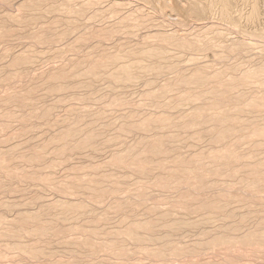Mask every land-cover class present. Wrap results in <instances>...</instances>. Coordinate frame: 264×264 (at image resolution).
I'll use <instances>...</instances> for the list:
<instances>
[{"label": "rangeland", "instance_id": "obj_1", "mask_svg": "<svg viewBox=\"0 0 264 264\" xmlns=\"http://www.w3.org/2000/svg\"><path fill=\"white\" fill-rule=\"evenodd\" d=\"M22 1H24V0H12V3L8 4V2H6L5 0H0V18H1L0 21H2V19H4L5 16L9 15L10 13L14 12L13 14H19V12L20 13L24 12L23 10L21 12V10H19V6H18V4ZM45 1H44V3L46 6H53V7L57 6V8H56L57 10L54 8L51 11L52 13L50 12L51 15L45 14V15L41 16L39 18L40 22L36 21L38 23H33L34 24V25L32 24L33 26H24V24L21 25V23H17L16 21L10 20L8 22V26H9V29H10L11 34H12L11 37H8L6 39L0 38V88H1L0 89V97H1L0 98V139H1L0 140V156H3L4 152H6V151L9 152L13 149V151L16 152L15 153L16 155L14 157V158H16V160L13 157H11V159L7 158L8 159L7 161L12 165V167L15 168V169L12 168L13 170L19 171L17 174L15 173L16 175L15 174L9 175L7 172L5 173V171L3 173H2V170L0 171V179L2 181H4V184H5V186L2 187L3 190H2V188H0V197H1L0 202L8 203L9 204L8 206L10 207L9 208V207L3 206V203H0L2 205V206L0 205V214L7 216L8 218L7 217L6 218L11 220L12 218L13 219L16 218L17 214L20 213L22 210L23 211L29 210L32 212L37 211L40 208H42L41 206L43 204H45V205L51 204V203H53L59 199L69 200V201H74V202H77V201L80 202L82 200H87V204H88L87 208H89V209H87V211L84 209L83 212L81 213V214L84 213L83 214L84 218L82 217L81 214H79L78 217H75L76 219H72L74 217H71V216L70 217L69 216L61 217V219L57 221V223H59L58 225L55 221H52V220L51 221L49 220V222H48V219L51 216L47 215L49 218L46 216V218H48L46 223L49 224L50 226L52 225L51 227H54L55 225H57V226H55L56 228L54 227L53 230L51 229L52 233H54V231L56 229L61 228L60 233H58V234L54 233L53 236L50 238V241H49V239H47L46 242L44 240H42V242H41V240L39 241L36 238L29 239L30 237L22 239L23 241H25V242L22 241V243H26V244H28V243L29 244L30 243L31 244H39L40 243L39 245L41 246V244H42V246H44V248L48 251L49 254L44 255L43 256L44 258L43 257L38 258V260L36 258H30L28 256H25L26 254L23 253L21 249L17 248L12 243V241L15 240L14 238L10 237V239H8V238L4 237L5 239H3V237H2L0 239V264H32V263L35 264V262H36V264H39V263L40 264H47V263L48 264H59L60 262H61L60 264H62V262H64L65 264H68V263L69 264H122V263L123 264H152V263L153 264H159V262H160V264H195V263L196 264H205V263H207V264H214V263L215 264H264V242L263 241H260V242L254 243V244H245V243H240L238 241L233 240L230 242H222L221 244L218 243L220 247H218L217 243H212L213 240H215L217 237H220V236L221 237L225 236V237H231V238H239V237L243 236L244 234H247V232L249 233V232H252L254 230L259 229L260 226L262 225V222L264 221V204H263L264 203V183H262L263 185H261V183H260V185L262 186V187H260V189L253 190V191L250 189V186L254 182H257L256 181L257 179H254L255 176L252 175V171L250 170V168L252 169L256 165H258L259 162L264 163V161H263L264 160V152H263L264 151V136H262V137L256 136V135L253 136V127H256V126L263 127L264 126V110H263L264 107L252 106L253 109H257V107L258 108L260 107L262 109L254 111L252 108H250V111H248L249 110L248 107L244 106V109H246L247 113H245V114L243 113V115L240 114V116H239L240 112H237L236 110H234V108L237 107L236 105L240 104L241 101L243 103L247 102V99L249 100V98H251V99L253 97L255 98L256 95H257V97H259L261 94H263V95H261L260 97H264V87H262L261 84H258V83L252 84V82L248 83V85H250L249 87L247 86L246 83H242V84L237 83V85L239 84L238 86H236V83H234V85H232L231 87H225L224 85L221 86L218 83H215V81H214V83L212 82L211 85H208V87H210L209 90H212V88H213L212 85H214V86L217 85L216 86L217 88L222 87L221 90H224V91H222L221 95L220 94L217 95L218 97L217 96H207L206 100H204V99L201 100L198 98V100L197 101L195 100V102H194V100H193V102H192V100L191 101L188 100L189 105L187 104V102L185 103V105H183L185 102L184 96H186V93H188V89H190V90L195 89L194 91L196 92L197 90L200 91L202 88H200L199 86L198 87L194 86V85L191 88H190V86L188 88L185 85L184 86L181 84L179 85V83L177 81V79L179 80L178 77H180L183 73L186 75L188 73H189L188 75H192L194 73V71H196V68H200V67H204L203 70H206L207 73H209L210 75H214L213 72L217 74V72L219 70V71L224 73L225 79H232L234 76H235L234 79H237V78H240V76H243L246 70L254 69V68H257L259 66L261 67L264 64V18H263L264 17V0H259V5L261 4L260 5L261 15L259 18L260 20L258 19V21H250V20L246 19V17H247L246 15H248L249 12L251 11L250 0H248L247 3H246V0H244V1L243 0H233V2H235L234 6H236V9L234 8V11L236 10L235 11L236 13L234 12V14H233V15H235L234 18L236 19V21L233 22V20H231L233 22L232 23L229 20L225 22L224 20H221V19H219V20L213 19V22H209L212 20H208V22H207V19H204V20H200L203 23V24L201 23L202 25L196 24L193 21H187L186 23H184V25L174 21L176 18H178V14H175L177 12L171 11V7H169L168 2L158 3V4H155L154 2L153 3L145 2V3L140 4L138 1H135V0H133V1L131 0L132 2L128 1V0H97V1L96 0H91V1L88 0L89 3L87 4V2H88L87 0H70V3H69V0H67V1H65V0H53V2H51L52 0H50L49 2H47V0H45ZM175 1H178V0H175ZM180 1H183V0H180ZM84 2H85V4H84ZM90 2H92V3L94 2V3L92 4ZM59 4L60 5L63 4V5L60 6ZM81 4H83V6ZM159 4L161 7L164 8L163 10H161L158 7ZM86 5L88 8L86 7ZM93 5H95V6H93ZM116 5H118V6H116ZM63 6H65V7H63ZM81 6L83 8H81ZM66 7L68 8V10ZM72 7H73V9L71 10ZM121 7H123V8H121ZM237 7L239 9H237ZM62 8H64V10ZM65 8H66V10H65ZM74 8L76 10H74ZM41 10H42L41 12H43V8ZM54 10H55V12H54ZM69 10H71V11H69ZM79 10H81V11H79ZM65 11L69 12L70 17L68 16V13L67 14L65 13ZM72 11H75V12L72 13ZM77 12H78V15H77ZM82 12H84V13H82ZM161 12H163V13H161ZM171 12L173 14H171ZM64 13L67 15V17ZM138 14H139V16H138ZM174 15H176V16H174ZM262 15H263V17H261ZM170 16H171V19L172 18L173 19L175 18V19L174 20L169 19ZM238 16L240 18H238ZM42 18H43V20H42ZM57 19H58V21L60 19H62L63 21H60L61 22L60 23V22H57ZM64 19L65 20L70 19L71 22L70 21L69 22L72 23L71 24L72 26L70 24H68L69 22L65 21ZM137 20H139V21L137 22ZM51 21H53V22H51ZM55 21H56V24L54 23ZM200 21H198V23H200ZM217 21H219V22H217ZM14 22H16V24ZM148 22H151V23H148ZM204 22H206V23H204ZM237 22L239 23V25H237L238 24ZM57 23H59V24H57ZM73 23L74 24L77 23V24L73 25ZM135 23H137L138 26L135 25ZM213 23H215V24H213ZM49 24L50 25H52V24L56 25L54 27V29L56 28L55 32L53 31L55 33L54 36H56V37H55V39L48 41V43L47 42H44V43L41 42V44H40V43L34 41V39H32V37H30L27 34L28 31L32 32L31 28L33 29V31L34 30L35 31H41V30H44L45 27L50 26ZM209 24H211V25H209ZM253 24H254V26H253ZM141 25H142V27H140ZM162 29H164L165 31L163 30V32H162L161 31ZM24 30H26V31H24ZM63 31L66 32V35H67V36L65 35V38H64V36L59 37V35L62 34ZM219 31H220V33H219ZM262 31H263V33H262ZM15 32H17V33H15ZM96 32H98V33H96ZM160 32L164 33V34H167L165 32H168L169 34L171 33L170 35H172L173 33H174L173 35H175L176 32H181V33L185 32V34H183L184 38L188 37V39L190 40L191 36H196V37H191V39L195 38L193 40H196V38H197L198 42H197L196 46L194 47L195 49L193 47H190L189 48L190 50L187 48L186 52H185L186 48L181 47V49H180V51L182 50L181 51L182 53H181L178 50L180 48L179 46L177 47V45H176V47H175V44L173 42H172V44L168 43L169 44L168 45V44H166L167 42L164 41L166 46L168 45L167 49H169L168 50L169 52L167 53V56L165 59L167 62L165 60L162 61V62L165 61L163 64L165 65L166 70L164 69L165 71L160 72L161 74L154 72V71H153V73L151 71L150 74H149L150 71L141 72V75L143 74V76H140L141 79L139 78L137 81H134L133 82L134 84L133 83H131V84L130 83L120 84L119 83L118 84V83L111 82V80L108 79L109 77L106 76L107 74L105 73V71L109 72V69L110 68L115 69V66H110V68L104 69L105 70L104 74L100 77H94V76L87 75L86 73H84L86 71V69L90 65H92V63L95 61V59H98L101 56L108 55V54H116L119 52L121 54L122 53L124 54V53H128V51H131V50L138 51V49L139 50L147 49V48L152 47V46L161 45L163 41H161L159 38H157L156 40H158V39L159 40L157 42H155L156 41V40H154L155 38L152 37V39H151V37H150V36H152V34H157V33L161 34ZM222 32H223V34H222ZM129 33H130V35H129ZM137 33H139V34H137ZM218 33L221 36H219ZM73 34L75 37L73 36ZM57 36L59 37V39H57ZM21 37H23V38H21ZM12 38L16 39V40H13ZM147 38H149V39H147ZM80 39H82V40H80ZM150 39H151V41H150ZM54 40H57V41L55 42ZM142 41H144V42H142ZM60 42H61V44H60ZM153 42H155L156 44L155 43L153 44ZM34 43H35V45H34ZM240 43H241V45L243 43V45L245 47L243 46L240 49H234L235 45L239 46ZM51 45H53V46H51ZM249 45H250V47H249ZM64 46H65V48H64ZM141 46H143V47L141 48ZM229 46H231L232 49H229ZM27 47H28L29 51L33 50L32 55L35 56L34 54L36 53V55H38V56H35V58H39V59H35L33 57L32 61H34V59H35V61H34L35 64L33 63L32 65H30L28 67H26V66L24 67V65L18 66V67H13L14 65H13L12 61L15 57L14 55L22 53L23 49L26 50ZM173 47L176 49H174ZM30 48H32V49H30ZM62 48H64V49H62ZM173 49L176 51H174ZM58 51H59V53H62V54L58 55ZM171 52L172 53L175 52V53L172 54ZM175 54L177 57L179 56V59L176 56H174ZM87 56H88V58H87ZM168 57H170L171 59H169ZM8 59H10V60H8ZM172 59H174V60H172ZM176 59L180 60L181 62L180 61L177 62ZM78 62H80V63H78ZM176 62H177V65H176ZM75 63H78V64H75ZM173 63L175 66H178V67H176V69L173 67L172 68L168 67V69H167L166 66L171 65ZM211 63H213V64H211ZM179 64H181V65H179ZM74 66L75 67L77 66L81 72L83 71L82 72L83 74H78V76H75L74 79L72 77V79H70V80L62 81V83L64 82V85H65V86L63 85V87H65L63 90H61L60 92L57 91L56 93L54 92V93H51L48 95L46 94L47 96H45L44 91H47V88H46V86L48 87L47 83L48 82L51 83V80H53V79L50 80L49 75L52 73L61 71V70L62 71H69L71 69L73 70ZM179 67H180V69L177 70V68H179ZM206 67H208V68H206ZM249 67H251V68H249ZM168 70L170 73L167 72ZM176 70H177V72H176ZM16 73H17V75H19V73H20V75L16 79H14L8 83H7V81H5L6 80L5 78L10 77L13 74L15 75ZM179 74H180V76H179ZM177 75H178V77H177ZM152 78H153V80H152ZM154 78H156V79H154ZM142 79H144L145 81L147 80L148 82L147 81L145 82L144 80L142 81ZM170 82L171 83L173 82V83L171 84ZM124 84H126V85H124ZM244 84H246V85H244ZM36 85L43 89V90L41 89L43 91V93H41L42 92L41 90H38V92L36 91V95H37V93H38V95L39 94L40 95L39 96L37 95L36 98L34 99V101L32 98L31 102H34L33 104H36V106L38 107V110H42L44 108L51 107L53 112H54V113L52 112V115L50 114L51 117H48V118L46 117L47 119L44 117V119H42L43 117L38 116L39 117L38 118L36 116L35 118L33 117L32 119L28 118L29 120L26 119L25 121L23 119H22L23 120L22 121L21 117L20 118L19 117H15V118L14 117H12V118L8 117L6 115L8 111L9 112H13V111L16 112V110H17L16 113H18V115H20L22 112L24 113L26 111H29L28 110L29 108H27L25 111L24 110L21 111L22 110L21 107H19L18 105L15 106L14 103L6 104L4 101H2V97H4L6 94H9L10 92L17 91L16 89L20 90V89L25 88V87H37ZM44 85H45V87H42ZM119 85H122V86H119ZM169 85H171V86H169ZM167 86H169V87L167 88ZM161 87H163V89L167 88L166 89L167 92L165 93V91H164L163 94H159L161 96H159V95L155 96L156 98L151 96L150 92H152V91H155V93L161 92L163 90ZM111 88H113V89H111ZM160 88L162 90H160ZM118 90H119V92H118ZM5 91H6V93H5ZM240 95H244V96H240ZM248 96H249V98H248ZM158 97H159V99H158ZM178 97H180V98H178ZM213 97H215V98H213ZM240 97L241 98L244 97V100L238 101L237 98L240 99ZM59 98H60V100H59ZM181 99L182 100L184 99V100L182 101ZM181 101H182V103H181ZM1 102L2 103L4 102V103L2 104ZM139 102H140V104H139ZM178 102H180V105ZM169 103H171V104H169ZM207 103H208V106H206ZM215 104H216V106H219V107L223 106V107H227V108L231 109L234 114H236V113L238 114V116L240 117V120H241L237 124L235 123L236 124L235 125L236 131H233L231 133L230 136H232V137L229 136L226 138V140L228 139L226 142H225V140L222 142L216 141L215 135L217 134L218 129L215 131L214 130L215 126H213L210 121H207V122L204 121L202 123H199L198 125H192V127L191 126L186 127V128L182 127L183 129L179 130V128H181V127L178 124V122H180L184 118V116H186L187 112H189L188 111L189 108L191 110L194 105H195V107L197 105H201V106H205V107H211ZM176 105L178 108L176 107ZM68 108H69V110L71 108H73V109H71V112L73 111V114L72 113L70 114L68 112L69 111ZM86 108H87V111H85ZM74 109H76V110H74ZM244 109H243V112H245ZM76 112H78V113H76ZM84 112H85V114H84ZM65 113L66 114L68 113L69 116H67ZM260 113H262V114H260ZM74 114H76V115L73 116ZM14 115L16 116L15 113H14ZM77 115L79 116L78 118H77ZM162 115H167L168 117L175 119L174 121H176V122H174L173 124L176 128L170 124V126L168 125L169 128L168 127H162L161 128L159 125H157L156 127H154L155 129H152L151 131L149 130L150 132L148 130L144 131V129H142V128L138 129L139 126H136L137 128L133 127L131 129H127V130H130L129 132L127 130H125L126 133L123 129L125 127L130 128V127H132L131 125L141 124L142 122L146 121L150 117H154V116L159 117ZM80 116L82 118H80ZM181 116H183V117L181 118ZM67 117L69 118V120L67 119ZM126 118L127 119L129 118L128 119L129 121H127ZM29 121H31V122H29ZM65 121H66V123H63ZM185 121H187V119H185ZM68 123H70L71 125H69ZM25 124H26V126H25ZM52 124H53V126H52ZM75 124L77 127L81 124L79 126V128L81 129L80 131H82V133H87L90 130L95 131L96 133L98 132L97 133L98 136L97 135H96L97 137L95 136V138L97 139V140L95 139V143H94L95 145L86 146L85 148H83L81 150H77V151L71 149L73 151H70L71 153H69V157L63 158V160L60 159V161L58 160V158L55 157V159H54L53 155H50V157H48V158L49 159L51 158V159L50 160L47 159L48 162L46 164H50L52 162V159L58 161V163L60 162L59 163L60 165L57 164L55 169H53V172L55 170V173H52V174H49L50 168L47 165L42 166L39 163H29V162L23 163L22 162L23 159H21V157H23V155L27 156V155H29V153L34 148L38 149V148L42 147L43 144H48L50 142V140L52 139V137L56 136L57 134H59L63 130H65V128H67L66 126L69 127V126L73 125V127H74ZM260 124H262L263 126ZM177 127H178V129H177ZM82 128H84V129H82ZM85 129L87 131H85ZM210 130H212V132ZM238 132H239V134H238ZM251 133H252V135H251ZM159 135H164V137L167 138L166 140L168 142H166V144L169 143L168 147L170 146L167 149H170V151L166 154H162L163 156L160 155V156L154 157V163L150 162L152 164L151 166L148 164L149 165L148 173H141V172H136V171L133 172L128 167H120L119 168L118 166H116L117 167L116 168L114 165L110 164L111 160L114 158L115 155L126 153L128 150L131 154L133 153L134 155L143 153L150 146V142L153 140V138L156 136H159ZM185 135H186V137H185ZM233 136H235L237 138V140H235L236 138ZM172 138H174V139H172ZM241 138H243V139L240 140ZM168 139H170V141ZM253 139H255V140H253ZM243 140H245L246 142ZM43 141H44V143H43ZM174 142H175V144H174ZM224 143H226V144H224ZM229 143H231V144L238 143V145L235 146L237 157L233 162L234 168L237 166V168H235V169H237V173H236L237 175L236 174L234 176L230 175V173H228L225 169V168H228L227 165H223L221 163L217 164V162H216V164H210L211 162H209L210 160L208 158L205 159L206 160L205 161L206 166H203L204 169H203V167L195 169V166L193 165V163L190 165V162L193 160L192 158L197 157V155L198 156L205 155V158H206L208 156V154L210 152H212L213 150L220 149L222 146L228 145ZM249 143H252V144H249ZM49 144L53 147V149L56 147L51 142ZM173 144H174V146H173ZM33 146H34V148H33ZM98 146L100 148H98ZM52 147L50 149H52ZM36 149H34V150H36ZM171 149H172V152H171ZM3 150H5V151H3ZM1 151L3 152L2 155H1ZM253 151H255L257 153H255ZM25 153H26V155H25ZM179 157L185 159L183 165L180 167H182V168L187 167L188 170L196 171V172H192V174L189 173V175H187V173H186V171H184V169L178 168V166L174 167L173 165L176 164L175 160ZM187 159L190 161L188 162ZM237 159H238V162H237ZM13 161H14V163H13ZM257 161H259V162L257 163ZM163 162H165V163L169 162V164L173 166L172 168H170L171 170L168 169V167L165 168L163 166H160V165H162ZM185 163H187V164H185ZM244 164L245 165L247 164L248 166L247 165L245 166ZM242 165H244V166H242ZM249 165H251V167ZM17 166H18V168L16 169ZM58 166L59 167L61 166L60 169L58 168ZM222 166H224V167H222ZM173 168H175L176 170ZM24 169H26L27 171ZM38 169L42 170V172L44 173L43 176H46L48 174V175L54 176L56 180L58 179V181L60 179L63 180L65 177H67L75 169H80V170H82V172L84 171V173H87V171L89 169L90 172L88 171V173H91L93 176H95V178H98L97 180H99V179L101 180V186L106 189L108 194L106 193L105 198L103 200H101L100 202H96L87 193L82 194L83 192H80V193L78 192L75 194H68V193L62 194L57 190H53L52 188L51 189H49L47 187L44 188L45 184H43L42 181L40 182V180L30 179L29 176H26L24 174V171L30 172L31 170L36 171ZM209 169L212 171H210ZM21 170H22L23 175L20 174ZM98 170H99V172H98ZM201 170L202 171L204 170V171L202 172ZM245 170L247 172H245ZM174 171L175 172L177 171L178 173L177 172L175 173ZM198 171H199V173H198ZM208 171H209V173H208ZM214 171L216 172V174ZM212 172H213V174H212ZM172 173H173V175H172ZM193 173H195V174H193ZM247 173H250V174L248 175ZM104 174L106 177L108 176V178L101 179V178L105 177ZM169 174H171V176H173V179ZM190 174H191V177H190ZM202 175L205 176V178H207V179H205L207 184L203 187V189L202 188L200 189V188L195 187V186L194 187H191L190 185L188 186V184L186 182H184V178H185V180L188 179V177L191 178V180H196L199 177H202ZM20 176L22 177V179H20L21 178ZM167 176H169V179ZM180 176L182 177V179ZM249 176H251V177H249ZM170 177L172 180L170 179ZM116 178H118V180ZM13 179H14V181H12ZM19 180H21V181H19ZM121 180H123V181H121ZM163 180L168 182V183H166L167 187L162 186V184L160 183V181H163ZM173 183H175V185ZM115 184L116 185L118 184L119 186L118 185L116 186ZM168 186H169V188H168ZM137 188H138V190H135ZM117 189H118V191H117ZM112 190H114V191H112ZM55 191H56V194H55ZM136 191H139V192H136ZM143 194H144V196H143ZM224 195H226L227 199H225L226 197L223 198ZM141 196H142V198H141L142 201H141V199H138ZM209 198H210V200H209ZM218 200H219V202H222L223 204L225 202V207L223 206L225 209L223 207H220V208L214 207L216 211H213V207H211L208 204H210L211 202H218ZM143 201H145V202H143ZM229 201H231V202H229ZM137 203H138V205H137ZM10 204H13V206ZM177 204H179V205H177ZM120 205L124 206V207H120ZM226 205H228V206H226ZM210 207H211L212 212L210 211V209H209V211H207L208 208H210ZM237 207H239V208H237ZM9 209H11V210H9ZM122 209H123V211H122ZM201 209H204V210L201 211ZM145 211H146V213H145ZM135 217H137V218L135 219ZM208 217L210 219H208ZM233 217H234V219H233ZM64 218L67 220V222ZM115 220H117V221L115 222ZM191 220L194 222H192ZM206 220H207V222H206ZM147 221L149 223L154 224L153 225L154 227L152 226V228L153 229L155 228V230H153L152 228H150L151 230L150 229H143V233L141 230V233L144 234V236H146V241H145V239L142 240L143 242L142 241H135V240L132 241V239L128 240L129 238L127 236L123 235L124 233H122V231L124 232V230L127 229V227L129 226L128 224L134 223V222L135 223H139V222L144 223ZM176 221H179V222H176ZM187 221L190 223H188ZM91 222H93V223H91ZM127 222H129V223H127ZM53 223H54V225H53ZM175 223H181V227L176 226V228H175ZM182 223H185L184 225L186 227ZM186 223H188V224H186ZM235 223H237L238 225H236ZM202 224H204L205 226ZM61 225H62V227H61ZM126 225H128V226H126ZM233 225H235V226H233ZM77 226H81V227L84 226L86 230H83V231L81 230L82 232H79L80 231L79 230L76 232V230H74V228ZM178 227H179V229H178ZM234 227L236 230L234 229V232H233ZM94 228H96L97 230ZM122 228H123V230H122ZM88 229L91 231H89ZM171 229H173V230H171ZM69 230H71V231H69ZM92 230L93 231L95 230L94 232L97 231L98 233L97 232L93 233ZM149 230L152 231V233H150ZM99 231H100V233H99ZM116 231L118 234L116 233ZM61 232H62V234H61ZM113 232L115 233L114 236H112L114 234ZM147 232H148V234H147ZM92 234H94V235H92ZM87 235H88V237H89V235H91L92 238L95 239L96 242L101 244V247L99 246V247H96L94 249L89 247L90 250H88L89 248L87 246H82V247L80 246L81 248H79L78 245H76V244L74 245V243L69 242V241L75 240V238L79 239V238H81V236L84 237ZM95 235L97 236V238ZM109 236L111 238H108ZM148 236H152L153 238L150 237L151 238L150 239ZM125 237H127V238H125ZM160 238H161V240H160ZM212 238H213V240H212ZM11 239H13V240H11ZM119 239L120 240L123 239V240L120 241ZM115 240H117V241H115ZM101 241L115 242L116 244L117 243L123 244L120 246L117 244L118 247H116V250L123 251V248H124L125 251H123V253H121L119 251L118 255H116L117 253L113 252L114 253V255H113L112 253H110L111 251L109 249H107L105 246L102 245V243H104V242H101ZM124 241H125V243H124ZM64 242H67V243H64ZM233 242H235V243H233ZM68 243H69V246L67 245ZM136 243H138V244H136ZM166 243H167V245H165ZM170 244H172V245H170ZM207 244H209V245H207ZM213 244L214 245L217 244V246L215 245V247H214ZM230 244H232V245H230ZM45 245L47 247H45ZM163 245H165V246H163ZM173 245H175V247H180V246H181V248L184 247L183 249L185 250L186 254L180 253V254H177L178 256L176 254L174 255V253L171 252L172 247H170ZM186 245L188 248H185ZM157 247L159 249H161V248L166 249V254H164V255L162 254L161 256H152L151 257L150 255L145 254V250L143 251V249H145V248L158 249ZM169 247H170V249H168ZM100 248H101V250H100ZM140 249H142V251L144 253L142 251L140 252ZM167 249H168V251H167ZM3 250H4V254L1 255ZM185 252H183V253H185ZM170 253H171V255H170ZM181 255H182V258H181ZM156 259H157V261H156ZM78 260H80V261H78Z\"/></svg>", "mask_w": 264, "mask_h": 264}, {"label": "bare ground", "instance_id": "obj_2", "mask_svg": "<svg viewBox=\"0 0 264 264\" xmlns=\"http://www.w3.org/2000/svg\"><path fill=\"white\" fill-rule=\"evenodd\" d=\"M6 2H8V4L9 3H12V0L10 1V0H5ZM44 1L45 0H24V1H22V2H20L19 4H18V6H19V10H21V12H22V10L24 11V12H22V13H20L19 12V14H13V13H10L9 15H7V16H5V18L4 19H2V21H0V38H8V37H11V31H10V29H9V26H8V22L11 20V21H16L17 23H21V25H23L24 24V26H33L34 24L33 23H38V22H36V21H39V18L41 17V16H43V15H47V14H50V12L55 8H57V6L55 7H53V6H46L45 5V3H44ZM50 0H47V2H49ZM65 1H67V0H65ZM88 1V0H87ZM86 1V2H87ZM91 1V0H90ZM97 1V0H96ZM128 1H131V0H128ZM133 1V0H132ZM131 1V2H132ZM135 1H138L140 4H142V3H145V2H148V3H155V4H158V3H165V2H168V4H169V7H171V11H173V12H177V13H175V14H178V18H172L174 21H176V22H178V23H180V24H183L184 25V23H186L187 21H193L194 23H196V24H201L202 22L200 21V20H204V19H207V22H208V20H212V21H209V22H213V19L215 20V19H221V20H224L225 22L226 21H231V20H233V22L234 21H236V19L234 18V16L235 15H233L234 14V12L236 11H234V8L236 9V6H234V3L235 2H233V0H183V1H180V0H178V1H175V0H135ZM244 1V0H243ZM247 1L248 0H246V3H247ZM46 2V1H45ZM51 2H53V0L51 1ZM72 2V1H71ZM119 2V1H118ZM61 3V2H60ZM68 3V2H67ZM69 3H70V0H69ZM74 3V2H73ZM81 3V2H80ZM89 3V1L87 2V4ZM90 3H92V2H90ZM94 3V2H93ZM92 3V4H93ZM96 3V2H95ZM125 3V2H124ZM128 3V2H127ZM250 3L252 4H250V6H251V11L249 12V14L248 15H246L247 17H246V19L247 20H250V21H258V19L260 18V15H261V11H260V5H259V0H250ZM51 4V3H50ZM56 4V3H55ZM64 4V3H63ZM63 4H61V5H63ZM72 4V3H71ZM84 4H85V2H84ZM112 4V3H111ZM119 4V3H118ZM44 5V6H43ZM52 5V4H51ZM60 5V4H59ZM60 5V6H61ZM73 5V4H72ZM82 6H83V4H81ZM110 5V4H109ZM125 5V4H124ZM167 5V4H166ZM165 5V6H166ZM249 5V4H248ZM77 6V5H76ZM81 6V8H83ZM93 6H95V5H93ZM116 6H118V5H116ZM121 6V5H120ZM119 6V7H120ZM168 6V5H167ZM243 6V5H242ZM59 7V6H58ZM63 7H65V6H63ZM74 7V6H73ZM73 7L71 8V10L73 9ZM85 7V6H84ZM86 7H87V5H86ZM124 7V6H123ZM123 7H121V8H123ZM161 10H163L164 8L163 7H161L160 6V4H159V6H158ZM241 7V6H240ZM43 8V12H41L42 9ZM67 8V7H66ZM66 8H65V10H66ZM88 8V7H87ZM60 9V8H59ZM63 10H64V8H62ZM80 9V8H79ZM107 9V8H106ZM237 9H239L238 7H237ZM248 9V8H247ZM57 10V9H56ZM62 10V11H63ZM67 10H68V8H67ZM71 10H69V11H71ZM74 10H76L75 8H74ZM78 10V9H77ZM61 11V10H60ZM79 11H81V10H79ZM84 11V10H83ZM86 11V10H85ZM89 11V10H88ZM100 11V10H99ZM245 11V10H244ZM54 12H55V10H54ZM73 12H75V11H72V13ZM97 12V11H96ZM103 12V11H102ZM109 12V11H108ZM121 12V11H120ZM137 12V11H136ZM135 12V13H136ZM238 12V11H237ZM52 13V12H51ZM65 13L67 14L68 13V16L70 15L69 14V12L68 11H65ZM64 13V14H65ZM71 13V12H70ZM82 13H84V12H82ZM94 13V12H93ZM99 13V12H98ZM161 13H163V12H161ZM236 13V12H235ZM57 14V13H56ZM63 14V15H64ZM65 14V15H66ZM75 14V13H74ZM81 14V13H80ZM79 14V15H80ZM86 14V13H85ZM116 14V13H115ZM141 14V13H140ZM171 14H173L172 12H171ZM238 14V13H237ZM242 14V13H241ZM51 15V14H50ZM72 15V14H71ZM76 15V14H75ZM77 15H78V12H77ZM84 15V14H83ZM102 15V14H101ZM131 15V14H130ZM3 16V15H2ZM73 16V15H72ZM93 16V15H92ZM136 16V15H135ZM138 16H139V14H138ZM173 16V15H172ZM174 16H176V15H174ZM241 16V15H240ZM64 17V16H63ZM66 17H67V15H66ZM65 17V18H66ZM70 17V16H69ZM245 17V16H244ZM261 17H263V15L261 16ZM72 18V17H71ZM92 18V17H91ZM144 18V17H143ZM238 18H240L239 16H238ZM264 18V17H263ZM1 19V18H0ZM117 19V18H116ZM146 19V18H145ZM169 19H171V16H170V18ZM168 19V20H169ZM171 19V20H172ZM42 20H43V18H42ZM65 20V19H64ZM76 20V19H75ZM92 20V19H91ZM157 20V19H156ZM244 20V19H243ZM260 20V19H259ZM60 21H63L62 19H60L59 21H58V19H57V22H60ZM65 21H70V19H68V20H65ZM139 20H137V22H138ZM198 21H200V23H198ZM240 21V20H239ZM16 22H14L15 24H16ZM40 22V21H39ZM51 22H53V21H51ZM71 22V21H70ZM68 23V24H72V23ZM91 22V21H90ZM175 22V23H176ZM217 22H219V21H217ZM232 22V21H231ZM230 22V23H231ZM232 22V23H233ZM241 22V21H240ZM55 24H56V21L54 22ZM61 23V22H60ZM148 23H151V22H148ZM191 23V22H190ZM193 23V24H194ZM204 23H206V22H204ZM223 23V22H222ZM238 23V22H237ZM33 24V25H32ZM57 24H59V23H57ZM75 24H77V23H75ZM74 23H73V25H75ZM103 24V23H102ZM172 24V23H171ZM203 24V23H202ZM201 24V25H202ZM213 24H215V23H213ZM255 24V23H254ZM254 24H253V26H254ZM257 24V23H256ZM50 25V24H49ZM89 25V24H88ZM105 25V24H104ZM135 25H137L138 26V24L137 23H135ZM208 25V24H207ZM209 25H211V24H209ZM237 25H239V23L237 24ZM20 26V25H19ZM38 26V25H37ZM45 26V25H44ZM56 25H54V24H52V25H50V26H47V27H45V29L44 30H41V31H33V29L31 28V30H32V32L31 31H28V35L30 36V37H32V39H34V41H36V42H38V43H40L41 44V42H47L48 43V41H51V40H53V39H55V37L56 36H54V32H55V29H54V27H55ZM63 26V25H62ZM67 26V25H66ZM72 26V25H71ZM85 26V25H84ZM181 26V25H180ZM233 26V25H232ZM75 27V26H74ZM83 27V26H82ZM113 27V26H112ZM140 27H142V25L140 26ZM152 27V26H151ZM183 27V26H182ZM189 27V26H188ZM201 27V26H200ZM203 27V26H202ZM206 27V26H205ZM70 28V27H69ZM77 28V27H76ZM84 28V27H83ZM181 28V27H180ZM218 28V27H217ZM225 28V27H224ZM21 29V28H20ZM63 29V28H62ZM61 29V30H62ZM68 29V28H67ZM66 29V30H67ZM74 29V28H73ZM129 29V28H128ZM189 29V28H188ZM187 29V30H188ZM30 30V29H29ZM71 30V29H70ZM80 30V29H79ZM163 30L164 29H162L161 31L163 32ZM184 30V29H183ZM195 30V29H194ZM24 31H26V30H24ZM54 31V32H53ZM59 31V30H58ZM57 31V32H58ZM75 31V30H74ZM81 31V30H80ZM137 31V30H136ZM135 31V32H136ZM140 31V30H139ZM147 31V30H146ZM165 31V30H164ZM180 31V30H179ZM218 31V30H217ZM248 31V30H247ZM64 32V31H63ZM62 32V34H60L59 35V37H63L64 36V38H65V35H66V32H64L63 33ZM71 32V31H70ZM69 32V33H70ZM73 32V31H72ZM77 32V31H76ZM111 32V31H110ZM127 32V31H126ZM129 32V31H128ZM142 32V31H141ZM182 32V31H181ZM181 32H176V34L178 35H170L168 32H165V33H167V34H164V33H161V34H159V33H157V34H152V36H150L151 37V39H152V37L153 38H155L154 40H156L157 38H159L161 41H163L162 42V44L161 45H156V46H152V47H149V48H147V49H141V50H139L138 48V51H133V50H131V51H128V53H120L119 51V53H116V54H108V55H104V56H101L100 58H98V59H95V61L92 63V65H90L87 69H86V71L84 72V73H86L87 75H91V76H94V77H100V76H102L103 74H104V69H107V68H110V66H115V69L114 68H110L109 69V72H106L105 71V73L107 74L106 76H108L109 78L108 79H110L111 80V82H114V83H120V84H122V83H133L134 81H137L139 78H140V76H143V74L141 75V72H147V71H150L149 72V74L151 73V71H152V73H153V71L154 72H157V73H160V72H163V71H165L166 70V68H165V65L163 64L166 60V56H167V53L169 52L168 50L169 49H167L168 47V43H171L172 44V42L175 44V47H176V45H177V47L179 46L180 48L178 49L179 51H180V49H181V47H184V48H186L185 49V52L187 51V48L189 49L190 47H195L196 46V44H197V42H198V40H197V38H196V40H193V39H195V38H193V39H191V37H196V36H191L190 37V40L188 39V37L187 38H184V36H183V34H185V32H183V33H181ZM191 32V31H190ZM259 32V31H258ZM15 33H17V32H15ZM19 33V32H18ZM61 33V32H60ZM68 33V34H69ZM83 33V32H82ZM96 33H98V32H96ZM112 33V32H111ZM219 33H220V31H219ZM219 33H218V35H219ZM254 33V32H253ZM262 33H263V31H262ZM23 34V33H22ZM105 34V33H104ZM109 34V33H108ZM137 34H139V33H137ZM144 34V33H143ZM187 34V33H186ZM190 34V33H189ZM222 34H223V32H222ZM225 34V33H224ZM18 35V34H17ZM129 35H130V33H129ZM148 35V34H147ZM14 36V35H13ZM27 36V35H26ZM67 36V35H66ZM72 36V35H71ZM70 36V37H71ZM73 36H74V34H73ZM181 36V37H180ZM219 36H221V35H219ZM224 36V35H223ZM248 36V35H247ZM260 36V35H259ZM15 37V36H14ZM59 37L57 36V39H59ZM75 37V36H74ZM98 37V36H97ZM111 37V36H110ZM225 37V36H224ZM21 38H23V37H21ZM92 38V37H91ZM128 38V37H127ZM13 39V38H12ZM27 39V38H26ZM31 39V38H30ZM69 39V38H68ZM79 39V38H78ZM147 39H149V38H147ZM151 39H150V41H151ZM158 39V40H159ZM13 40H16V39H13ZM63 40V39H62ZM80 40H82V39H80ZM84 40V39H83ZM158 40H156L155 42H157ZM18 41V40H17ZM55 42L57 41V40H54ZM164 41L165 42H167L166 44H168L167 46H166V44L164 43ZM205 41V40H204ZM76 42V41H75ZM86 42V41H85ZM113 42V41H112ZM120 42V41H119ZM135 42V41H134ZM142 42H144V41H142ZM155 42H153V44L155 43ZM215 42V41H214ZM241 42V41H240ZM245 42V41H244ZM19 43V42H18ZM37 43V44H38ZM42 43V44H43ZM53 43V42H52ZM66 43V42H65ZM88 43V42H87ZM207 43V42H206ZM213 43V42H212ZM50 44V43H49ZM60 44H61V42H60ZM112 44V43H111ZM139 44V43H138ZM147 44V43H146ZM156 44V43H155ZM158 44V43H157ZM170 44V45H171ZM239 44V43H238ZM253 44V43H252ZM15 45V44H14ZM34 45H35V43H34ZM64 45V44H63ZM98 45V44H97ZM124 45V44H123ZM150 45V44H149ZM38 46V45H37ZM51 46H53V45H51ZM148 46V45H147ZM174 46V45H173ZM244 45H243V43H242V45H241V43H240V45L239 46H237V45H235V48L234 49H240L241 47H243ZM143 46H141V48H142ZM172 47V46H171ZM245 47V46H244ZM247 47V46H246ZM249 47H250V45H249ZM254 47V46H253ZM64 48H65V46H64ZM64 48H62V49H64ZM99 48V47H98ZM174 48V47H173ZM2 49V48H1ZM30 49H32V48H30ZM119 49V48H118ZM121 49V48H120ZM128 49V48H127ZM174 49H176V48H174ZM173 49V50H174ZM192 49V48H191ZM195 49V48H194ZM197 49V48H196ZM229 49H232V47L231 46H229ZM243 49V48H242ZM19 50V49H18ZM35 50V49H34ZM172 50V51H173ZM190 50V49H189ZM32 51L33 50H28V47H27V49L26 50H24L23 49V51H22V53H20V54H17V55H14L15 57H14V59H13V61H12V63H13V67H18V66H22V65H24V67L26 66V67H28V66H30V65H32L33 63H34V61H35V59H39V58H35V56H38V55H36V53L34 54L35 56H33L32 55ZM174 51H176V50H174ZM182 51V50H181ZM180 51V52H181ZM35 52V51H34ZM37 52V51H36ZM81 52V51H80ZM94 52V51H93ZM126 52V51H125ZM179 52V53H180ZM4 53V52H3ZM91 53V52H90ZM105 53V52H104ZM172 53V52H171ZM175 53V52H174ZM174 53H172V54H174ZM182 53V52H181ZM245 53V52H244ZM256 53V52H255ZM259 53V52H258ZM7 54V53H6ZM61 55L62 53H59V51H58V55ZM64 54V53H63ZM93 54V53H92ZM171 54V55H172ZM4 55V54H3ZM52 55V54H51ZM238 55V54H237ZM252 55V54H251ZM7 56V55H6ZM126 56V57H125ZM174 56H176V54L174 55ZM246 56V55H245ZM33 57L35 58L34 59V61H32V59H33ZM177 57V56H176ZM175 57V58H176ZM255 57V56H254ZM87 58H88V56H87ZM169 59H171L170 57H168ZM178 59H179V56L177 57ZM182 58V57H181ZM180 58V59H181ZM72 59V58H71ZM75 59V58H74ZM73 59V60H74ZM8 60H10V59H8ZM163 60H165L164 62H162ZM172 60H174V59H172ZM190 60V59H189ZM221 60V59H220ZM223 60V59H222ZM227 60V59H226ZM248 60V59H247ZM246 60V61H247ZM250 60V59H249ZM78 61V60H77ZM88 61V60H87ZM176 61L178 62V61H180V60H177L176 59ZM258 61V60H257ZM72 62V61H71ZM167 62V61H166ZM169 62V61H168ZM177 62H176V65H177ZM181 62V61H180ZM196 62V61H195ZM208 62V61H207ZM69 63V62H68ZM73 63V62H72ZM78 63H80V62H78ZM78 63H75V64H78ZM206 63V62H205ZM260 63V62H259ZM35 64V63H34ZM83 64V63H82ZM194 64V63H193ZM210 64V63H209ZM211 64H213V63H211ZM247 64V63H246ZM74 65V64H73ZM80 65V64H79ZM179 65H181V64H179ZM204 65V64H203ZM260 65V64H259ZM82 66V65H81ZM207 66V65H206ZM167 67V69H168V67H173V68H175L176 69V67H178V66H175L174 65V63L173 64H171V65H168V66H166ZM222 67V66H221ZM30 68V67H29ZM72 68V67H71ZM74 69L72 70H69V71H58V72H55V73H52V74H50L49 76H50V80L51 79H53V80H51V83H47L48 84V87L46 86V88H47V91H44L45 93H44V95L45 96H47L48 94H51V93H56L57 91H61V90H63L65 87H63V85H64V82L62 83V81H66V80H70V79H72V77H73V79H74V77L75 76H78V74H83L79 69H78V67L76 66H74L73 67ZM189 68V67H188ZM203 68L204 67H200V68H196V71H194V73L192 74V75H186V74H182L181 76H180V74L182 73H180L179 74V76L180 77H178V75H177V77L179 78V80L177 79V81H178V83H179V85L181 84V85H185V86H187L188 88H189V86H190V88L194 85V86H199L200 88H202L200 91L199 90H197L196 92L194 91V90H190V89H188V93H186V96H184L185 97V102H184V104L183 105H185V103L187 102V104H188V100L189 101H191L192 100V102H193V100H194V102H195V100L197 101L198 100V98L199 99H204V100H206V97L207 96H217V95H221V93H222V91H224V90H221V88L222 87H216V86H214V85H212V90H209L210 89V87H208V85H211V83L213 82L214 83V81H215V83H218L219 85H224L225 87H231L232 85H234V83H236V86H238L237 85V83H240V84H242V83H246L247 84V86L249 87L250 85H248V83L249 82H252V84H261V86L262 87H264L263 85H264V64L260 67H257V68H254V69H248V70H246L245 71V73H244V75L243 76H240V78H237V79H234V77L232 78V79H225V76H224V73L223 72H221V71H219L218 70V72H217V74L216 73H214L213 71V74L214 75H210L209 73H207V71L206 70H203ZM206 68H208V67H206ZM218 68V67H217ZM249 68H251V67H249ZM165 69V70H164ZM174 69V70H175ZM180 69V67L179 68H177V70H179ZM231 69V68H230ZM111 70V71H110ZM177 70H176V72H177ZM186 70V69H185ZM209 70V69H208ZM188 71V70H187ZM224 71V70H223ZM167 72H169V70L167 71ZM190 72V71H189ZM156 73V74H157ZM170 73V72H169ZM186 73V72H185ZM161 74V73H160ZM178 74V73H177ZM191 74V73H190ZM19 75H20V73H19ZM19 75H17V73L14 75H11L10 77H7V78H5L6 80L5 81H7V83L8 82H10V81H12V80H14V79H16ZM159 75V74H158ZM151 76V75H150ZM32 77V76H31ZM35 77V76H34ZM82 77V76H81ZM161 77V76H160ZM176 78V77H175ZM230 78V77H229ZM47 79V78H46ZM141 79V78H140ZM145 79V78H144ZM144 79H142V81L144 80ZM154 79H156V78H154ZM4 80V79H3ZM21 80V79H20ZM39 80V79H38ZM152 80H153V78H152ZM109 81V80H108ZM145 81V80H144ZM147 81V80H146ZM145 81V82H146ZM150 81V80H149ZM175 81V80H174ZM4 82V81H3ZM140 82V81H139ZM138 82V83H139ZM148 82V81H147ZM154 82V81H153ZM137 83V82H136ZM171 83V82H170ZM173 83V82H172ZM171 83V84H172ZM10 84V83H9ZM45 84V83H44ZM134 84V83H133ZM132 84V85H133ZM246 84H244V85H246ZM111 85V84H110ZM124 85H126V84H124ZM37 86V85H36ZM65 86V85H64ZM119 86H122V85H119ZM169 86H171V85H169ZM169 86H167V88L169 87ZM42 87H45V85L44 86H42ZM69 87V86H68ZM149 87V86H148ZM196 87V88H197ZM40 88V89H39ZM45 88V89H46ZM162 89H163V87H161ZM160 88V90H162ZM167 88H164L161 92H156L155 93V91H152V92H150L151 93V96H153V97H155V96H158L159 94H163V92L165 91V93L167 92L166 91V89ZM186 88V87H185ZM258 88V87H257ZM261 88V87H260ZM1 89V88H0ZM42 88L41 87H39V86H37V87H25V88H22V89H20V90H18V89H16L17 91H13V92H10L9 94H6L4 97H2V101H4L6 104H10V103H14V105L16 106V105H18L19 107H21V111H25L27 108H29L28 110L29 111H26V112H22L20 115H18V113H16L17 112V110H16V112L15 111H13V112H7V116L8 117H21V120L23 119L24 121L26 120V119H28V118H30V119H32L33 117L35 118L36 116L38 117H43L42 119H44V117L46 118H48V117H51L50 116V114L52 115V112H53V110H52V108L51 107H47V108H44V109H42V110H38V107L36 106V104H33L34 102H31V100H32V98H33V101H34V99L36 98V96L38 95V93H37V95H36V91L38 92V90H41ZM111 89H113V88H111ZM117 89V88H116ZM170 89V88H169ZM198 89V88H197ZM14 90V89H13ZM43 90V89H42ZM41 90V91H42ZM147 90V89H146ZM11 91V90H10ZM115 91V90H114ZM190 91V92H189ZM245 91V90H244ZM249 91V90H248ZM262 91V90H261ZM118 92H119V90H118ZM169 92V91H168ZM179 92V91H178ZM243 92V91H242ZM250 92V91H249ZM5 93H6V91H5ZM41 93H43V91L41 92ZM93 93V92H92ZM102 93V92H101ZM133 93V92H132ZM47 94V95H46ZM86 94V93H85ZM2 95V94H1ZM40 95V94H39ZM38 95V96H39ZM42 95V94H41ZM54 95V94H53ZM70 95V94H69ZM261 95H263V94H261ZM260 95V96H261ZM3 96V95H2ZM125 96V95H124ZM159 96H161V95H159ZM182 96V95H181ZM240 96H244V95H240ZM257 97V95H256V97L254 98L253 96V98L251 99V98H249V96H248V98H249V100L247 99V102H240V104H237L236 106V108H234V110H236L237 112H240L239 113V116H240V114L241 115H243V113L245 114V113H247V111H246V109H244V106H246V107H248V111H250V108H252L253 109V107L252 106H261V107H264V97ZM130 97V96H129ZM218 97V96H217ZM216 97V98H217ZM1 98V97H0ZM38 98V97H37ZM126 98V97H125ZM156 98V97H155ZM154 98V99H155ZM176 98V97H175ZM178 98H180V97H178ZM182 98V97H181ZM210 98V97H209ZM213 98H215V97H213ZM42 99V98H41ZM52 99V98H51ZM69 99V98H68ZM128 99V98H127ZM140 99V98H139ZM138 99V100H139ZM158 99H159V97H158ZM45 100V99H44ZM59 100H60V98H59ZM82 100V99H81ZM116 100V99H115ZM124 100V99H123ZM122 100V101H123ZM149 100V99H148ZM170 100V99H169ZM182 100V99H181ZM184 100V99H183ZM182 100V101H183ZM187 100V101H186ZM214 100V99H213ZM237 100L238 101H240V100H244V97H240V99H238L237 98ZM55 101V100H54ZM62 101V100H61ZM154 101V100H153ZM178 101V100H177ZM182 101H181V103H182ZM212 101V100H211ZM218 101V100H217ZM230 101V100H229ZM3 102V103H4ZM37 102V101H36ZM57 102V101H56ZM116 102V101H115ZM206 102V101H205ZM2 103V102H1ZM2 103V104H3ZM177 103V102H176ZM179 103V105H180V102H178ZM190 103V102H189ZM222 103V102H221ZM139 104H140V102H139ZM158 104V103H157ZM169 104H171V103H169ZM174 104V103H173ZM193 104V103H192ZM195 104V103H194ZM214 104V103H213ZM227 104V103H226ZM230 104V103H229ZM233 104V103H232ZM189 105V104H188ZM191 105V104H190ZM228 105V104H227ZM57 106V105H56ZM63 106V105H62ZM116 106V105H115ZM122 106V105H121ZM141 106V105H140ZM206 106H208V103H207V105ZM229 106V105H228ZM112 107V106H111ZM132 107V106H131ZM176 107H177V105H176ZM106 108V107H105ZM178 108V107H177ZM183 108V107H182ZM188 108V107H187ZM186 108V109H187ZM256 108V107H255ZM71 109H73V108H71ZM71 109L69 110V108H68V112L71 114H73V111L71 112ZM77 109V108H76ZM76 109H74V110H76ZM146 109V108H145ZM185 109V110H186ZM243 109L245 110V112H243ZM251 109V110H252ZM261 110L262 108H258L257 107V109H253L254 111L255 110ZM6 110V109H5ZM113 110V109H112ZM264 110V109H263ZM20 111V110H19ZM85 111H87V108H86V110ZM96 111V110H95ZM118 111V110H117ZM189 112H187V114H186V116H184V118L180 121V122H178V124L180 125V127L181 128H179V130L180 129H183L182 127H184V128H186V127H189V126H191L192 127V125H198L199 123H202V122H204V121H210L211 123H212V125L213 126H215L214 128V130L216 131L217 129V134L215 135V139H216V141H218V142H222V141H224L225 140V142L228 140H226V138L227 137H229L230 135H231V133L233 132V131H236V127H235V125L239 122V121H241L240 120V117L238 116V114L236 113V114H234L233 112H232V110L231 109H229V108H227V107H223V106H216V104L215 105H213V106H211V107H205V106H201V105H197L196 107H195V105L192 107V109L190 110V108H189V110H188ZM6 112V111H5ZM56 112V111H55ZM75 112V111H74ZM82 112V111H81ZM112 112V111H111ZM155 112V111H154ZM242 112V113H241ZM259 112V111H258ZM14 113L16 114V116L14 115ZM54 113V112H53ZM76 113H78V112H76ZM80 113V112H79ZM104 113V112H103ZM123 113V112H122ZM128 113V112H127ZM160 113V112H159ZM183 113V112H182ZM66 114V113H65ZM84 114H85V112H84ZM83 114V115H84ZM93 114V113H92ZM260 114H262V113H260ZM5 115V116H6ZM67 116H69V114L67 113L66 114ZM76 114H74L73 116H75ZM80 115V114H79ZM82 115V114H81ZM179 115V114H178ZM182 115V114H181ZM250 115V114H249ZM258 115V114H257ZM71 116V115H70ZM99 116V115H98ZM133 116V115H132ZM177 116V115H176ZM255 116V115H254ZM2 117V116H1ZM38 117V118H39ZM72 117V116H71ZM79 116L77 115V118H78ZM94 117V116H93ZM178 117V116H177ZM183 116H181V118H182ZM257 117V116H256ZM46 118V119H47ZM65 118V117H64ZM76 118V119H77ZM80 118H82L81 116H80ZM96 118V117H95ZM242 118V117H241ZM255 118V117H254ZM6 119V118H5ZM9 119V118H8ZM18 119V118H17ZM66 119V118H65ZM67 119L69 120V118L67 117ZM127 119V118H126ZM129 119V118H128ZM127 119V121H129ZM132 119V118H131ZM178 119V118H177ZM185 119H187V121H185ZM251 119V118H250ZM253 119V118H252ZM22 120V121H23ZM29 120V119H28ZM49 120V119H48ZM57 120V119H56ZM125 120V119H124ZM175 119H172V118H170V117H168L167 115H162V116H157V117H150V118H148L146 121H144V122H140L141 124H138V125H131L132 127H125V128H123L124 129V131L125 130H127V129H131V128H133V127H136V126H139L138 127V129L139 128H142V129H144V131L145 130H152V129H155L154 127H156L157 125H159L161 128L162 127H168V125L170 126V124L171 125H173L174 126V122H176V121H174ZM245 121V120H244ZM255 121V120H254ZM257 121V120H256ZM29 122H31V121H29ZM58 122V121H57ZM68 122V121H67ZM24 123V122H23ZM63 123H66V121L65 122H63ZM137 123V122H136ZM236 123V124H235ZM249 123V122H248ZM4 124V123H3ZM49 124V123H48ZM60 124V123H59ZM69 125H71L70 123H68ZM177 124V123H176ZM208 124V123H207ZM259 124V123H258ZM24 125V124H23ZM55 125V124H54ZM78 125V124H77ZM81 125V124H80ZM79 125V126H80ZM122 125V124H121ZM260 125H262V124H260ZM6 126V125H5ZM20 126V125H19ZM25 126H26V124H25ZM52 126H53V124H52ZM59 126V125H58ZM75 126H76V124H75ZM73 127V125L72 126H66L67 128H65V130H63L61 133H59V134H57L56 136H54V137H52V141L50 140V142L52 143V144H54L53 146L55 147L54 149H53V147L48 143V144H43V146L42 147H40V148H38V149H36V148H34V146H33V148L34 149H36V150H32L30 153H29V155H27V156H24L23 155V157H21V159H23L22 160V162L24 163V162H29V163H39L40 165H47L50 169H49V174H52V173H55V170H54V172H53V169H55V167H56V165L57 164H59L58 163V161H56V160H54L55 159V157L56 158H58V160L60 161V159H62L63 160V158H67V157H69V153H71L70 151H73V150H81V149H83V148H85L86 146H92V145H95L94 143H95V136L97 135V133L95 132V131H89V132H87V133H82V131H80L81 129L79 128V126L76 128V127ZM128 126V125H127ZM172 126V127H173ZM210 126V125H209ZM256 126V125H255ZM263 126V125H262ZM57 127V126H56ZM63 127V126H62ZM82 127V126H81ZM107 127V126H106ZM175 127V126H174ZM190 127V128H191ZM253 127V126H252ZM79 128V129H78ZM101 128V127H100ZM103 128V127H102ZM137 128V127H136ZM169 128V127H168ZM176 128V127H175ZM174 128V129H175ZM243 128V127H242ZM51 129V128H50ZM82 129H84V128H82ZM157 129V128H156ZM159 129V128H158ZM167 129V128H166ZM177 129H178V127H177ZM195 129V128H194ZM213 129V128H212ZM245 129V128H244ZM135 130V129H134ZM161 130V129H160ZM19 131V130H18ZM25 131V130H24ZM27 131V130H26ZM85 131H87L86 129H85ZM98 131V130H97ZM128 132L130 131V130H127ZM138 131V130H137ZM149 131V132H150ZM173 131V130H172ZM183 131V130H182ZM202 131V130H201ZM211 132H212V130H210ZM214 131V132H215ZM49 132V131H48ZM103 132V131H102ZM120 132V131H119ZM171 132V131H170ZM244 132V131H243ZM24 133V132H23ZM35 133V132H34ZM125 133H126V131H125ZM133 133V132H132ZM189 133V132H188ZM5 134V133H4ZM25 134V133H24ZM45 134V133H44ZM213 134V133H212ZM238 134H239V132H238ZM179 135V134H178ZM198 135V134H197ZM236 135V134H235ZM251 135H252V133H251ZM254 135H256V136H260V137H262V136H264V126L263 127H261V126H256V127H253V136ZM98 136V135H97ZM96 136V137H97ZM170 136V135H169ZM240 136V135H239ZM8 137V136H7ZM20 137V136H19ZM173 137V136H172ZM185 137H186V135H185ZM195 137V136H194ZM198 137V136H197ZM230 137H232V136H230ZM233 137H235V136H233ZM242 137V136H241ZM250 137V136H249ZM11 138V137H10ZM9 138V139H10ZM114 138V137H113ZM152 138V137H151ZM236 138V137H235ZM247 138V137H246ZM7 139V138H6ZM19 139V138H18ZM41 139V138H40ZM167 138H165L164 137V135H159V136H156V137H154L153 138V140L150 142V146L143 152V153H140V154H136V155H134L133 153L131 154L130 152H129V150L126 152V153H122V154H117V155H115L114 156V158L111 160V163L110 164H112V165H114L115 167L116 166H118L119 168L120 167H128L129 169H131L133 172L134 171H136V172H141V173H148V171H149V165L151 166L152 164L150 163V162H153L154 163V157H156V156H160V155H162V154H166V153H168L169 151H170V149H167V148H169L168 147V144H166V142H168L167 140H166ZM172 139H174V138H172ZM177 139V138H176ZM243 138H241L240 140H242ZM1 140V139H0ZM15 140V139H14ZM97 140V139H96ZM112 140V139H111ZM169 141H170V139H168ZM189 140V139H188ZM195 140V139H194ZM235 140H237V138L235 139ZM253 140H255V139H253ZM19 141V140H18ZM36 141V140H35ZM173 141V140H172ZM175 141V140H174ZM243 141H245V140H243ZM248 141V140H247ZM250 141V140H249ZM116 142V141H115ZM246 142V141H245ZM254 142V141H253ZM256 142V141H255ZM261 142V141H260ZM43 143H44V141H43ZM97 143V142H96ZM4 144V143H3ZM2 144V145H3ZM28 144V143H27ZM39 144V143H38ZM104 144V143H103ZM102 144V145H103ZM114 144V143H113ZM174 144H175V142H174ZM174 144H173V146H174ZM178 144V143H177ZM222 144V143H221ZM224 144H226V143H224ZM240 144V143H239ZM243 144V143H242ZM249 144H252V143H249ZM179 145V144H178ZM181 145V144H180ZM216 145V144H215ZM236 145H238V143H233V144H231V143H229L228 145H225V146H222L220 149H216V150H213L212 152H210L209 154H208V156L205 158V155H201V156H198L197 155V157H194V158H192L193 160L190 162V165L193 163V165L195 166V169H197V168H202L203 166H206L205 165V159H209L210 161L209 162H211L210 164H216V162H217V164L218 163H221V164H223V165H227L228 166V168H225L226 169V171L228 172V173H230V175H235L236 173H237V169H235V168H237V166L234 168V166H233V162H234V160L236 159V157H237V154H236V148H235V146ZM37 146V145H36ZM40 146V145H39ZM144 146V145H143ZM193 146V145H192ZM219 146V145H218ZM240 146V145H239ZM256 146V145H255ZM14 147V146H13ZM52 147V149H50ZM212 147V146H211ZM247 147V146H246ZM260 147V146H259ZM12 148V147H11ZM98 148H100L99 146H98ZM102 148V147H101ZM207 148V147H206ZM71 149H73V150H71ZM195 149V148H194ZM253 149V148H252ZM251 149V150H252ZM2 150V149H1ZM22 150V149H21ZM27 150V149H26ZM3 151H5V150H3ZM17 151V150H16ZM260 151V150H259ZM18 152V151H17ZM171 152H172V149H171ZM253 152H255V151H253ZM264 152V151H263ZM2 151H1V155H2ZM16 152H14L13 151V149L11 150V151H9V152H4V154H3V156H0V171L2 170V173L5 171V173L7 172L9 175H14L15 173L17 174L19 171H15V170H13L12 168H14V167H12V165L7 161L8 159L7 158H10L11 159V157H15V154ZM176 153V152H175ZM239 153V152H238ZM241 153V152H240ZM255 153H257V152H255ZM172 154V153H171ZM170 154V155H171ZM25 155H26V153H25ZM49 155V156H48ZM50 155H53V158L54 159H52V162L50 163V164H46L48 161H47V159H49L48 157H50ZM163 156V155H162ZM180 156V155H179ZM170 157V156H169ZM239 157V156H238ZM241 157V156H240ZM252 157V156H251ZM18 158V157H17ZM158 158V157H157ZM188 158V157H187ZM9 159V160H10ZM15 160H16V158H14ZM51 159V158H50ZM49 159V160H50ZM168 159V158H167ZM14 160V161H15ZM54 160V161H53ZM184 160L185 159H183V158H177L176 160H175V165H173L174 167H176V166H178V168H182V167H180V166H182L183 165V163H184ZM188 160V159H187ZM186 160V161H187ZM14 161H13V163H14ZM20 161V160H19ZM165 161V160H164ZM185 161V162H186ZM190 160H188V162H189ZM264 161V160H263ZM63 162V161H62ZM65 162V161H64ZM237 162H238V159H237ZM259 161H257V163H258ZM12 163V164H13ZM21 163V162H20ZM236 163V162H235ZM244 163V162H243ZM249 163V162H248ZM251 163V162H250ZM38 164V165H39ZM63 164V163H62ZM149 164V165H148ZM185 164H187V163H185ZM14 165V164H13ZM23 165V164H22ZM21 165V166H22ZM37 165V164H36ZM60 165V164H59ZM235 165V164H234ZM245 165V164H244ZM244 165H242V166H244ZM247 165V164H246ZM245 165V166H246ZM15 166V165H14ZM35 166V165H34ZM68 166V165H67ZM104 166V165H103ZM154 166V165H153ZM156 166V165H155ZM160 166H163V167H165V168H167L168 167V169H170V168H172L173 166L172 165H170L169 164V162L168 163H165V162H163L162 163V165H160ZM187 166V165H186ZM189 166V165H188ZM241 166V165H240ZM248 166V165H247ZM250 167H251V165H249ZM253 166V165H252ZM61 167V166H60ZM60 167L58 166V168L60 169ZM66 167V166H65ZM222 167H224V166H222ZM226 167V166H225ZM18 168V166L16 167V169ZM26 168V167H25ZM57 168V169H58ZM81 168V167H80ZM117 168V167H116ZM186 168V169H185ZM248 168V167H247ZM15 169V168H14ZM56 169V170H57ZM173 169H175V168H173ZM182 169H184V171H186V173H187V175H189V173H191L192 174V172H196V171H190V170H188L187 169V167H184V168H182ZM181 169V170H182ZM203 169H204V167H203ZM207 169V168H206ZM220 169V168H219ZM239 169V168H238ZM249 169V168H248ZM24 170H26V169H24ZM74 170V169H73ZM171 170V169H170ZM176 170V169H175ZM178 170V169H177ZM194 170V169H193ZM200 170V169H199ZM208 170V169H207ZM210 170V169H209ZM244 170V169H243ZM250 170L252 171V175H254L255 176V178L254 179H257L256 181L257 182H254L251 186H250V189L253 191V190H257V189H260V187H262L261 185H263L262 183H264V163L263 162H259V164L258 165H256L255 167H253L252 169L250 168ZM15 171V172H14ZM27 171V170H26ZM66 171V170H65ZM86 171V170H85ZM88 171H89V169H88ZM88 171H87V173H84V171L82 172V170H80V169H75L74 171H72L67 177H65L63 180H59L58 181V179L56 180L55 179V177L54 176H51V175H46V176H43V172H42V170L41 169H38V170H36V171H33V170H31L30 172H25L24 171V174L26 175V176H29L30 177V179H33V180H40V182L42 181L43 182V184H45V186H44V188L45 187H47V188H49V189H53V190H57V191H59L60 193H68V194H75V193H80V192H83L82 194H84V193H87L93 200H95L96 202H100L101 200H103L104 198H105V195H106V193H107V191H106V189L105 188H103L102 186H101V180L99 179V180H97L98 178H95V176H93L91 173H88ZM131 171V172H132ZM202 171V170H201ZM204 171V170H203ZM202 171V172H203ZM210 171H212V170H210ZM217 171V170H216ZM223 171V170H222ZM249 171V170H248ZM90 172V171H89ZM98 172H99V170H98ZM175 172V171H174ZM177 172V171H176ZM175 172V173H176ZM181 172V171H180ZM183 172V171H182ZM207 172V171H206ZM215 172V171H214ZM225 172V171H224ZM245 172H247L246 170H245ZM67 173V172H66ZM105 173V172H104ZM178 173V172H177ZM198 173H199V171H198ZM208 173H209V171H208ZM251 173V172H250ZM250 173H247L248 175L250 174ZM15 174V175H16ZM20 174H22V170H21V172H20ZM19 174V175H20ZM108 174V173H107ZM111 174V173H110ZM191 174H190V177H191ZM193 174H195V173H193ZM212 174H213V172H212ZM215 174H216V172H215ZM3 175V174H2ZM7 175V174H6ZM23 175V174H22ZM123 175V174H122ZM167 175V174H166ZM170 176H171V174H169ZM172 175H173V173H172ZM199 175V174H198ZM204 175V174H203ZM202 175V177H199L198 179H196V180H191V178H189L188 176V179H186L185 180V178H184V182H186L187 184H188V186L190 185L191 187H198V188H202L203 189V187L207 184L206 183V180L205 179H207V178H205V176H203ZM226 175V174H225ZM237 175V174H236ZM247 175V176H248ZM25 176V177H26ZM103 176V175H102ZM104 176H105V174H104ZM184 176V175H183ZM239 176V175H238ZM2 177V176H1ZM8 177V176H7ZM11 177V176H10ZM18 177V176H17ZM21 177V176H20ZM111 177V176H110ZM168 177V179H169V176H167ZM172 177V179H173V176H171ZM171 177H170V179H171ZM181 177V176H180ZM197 177V176H196ZM231 177V176H230ZM249 177H251V176H249ZM14 178V177H13ZM16 178V177H15ZM100 178V177H99ZM105 178H108V176L106 177H103V178H101V179H105ZM193 178V177H192ZM253 178V177H252ZM19 179V178H18ZM20 179H22V177L20 178ZM24 179V178H23ZM28 179V178H27ZM111 179V178H110ZM115 179V178H114ZM117 180H118V178H116ZM163 179V178H162ZM165 179V178H164ZM171 179V180H172ZM181 179H182V177H181ZM195 179V178H194ZM235 179V178H234ZM248 180V179H247ZM12 181H14V179L12 180ZM19 181H21V180H19ZM121 181H123V180H121ZM168 181V180H167ZM174 181V180H173ZM172 181V182H173ZM170 182V181H169ZM175 182V181H174ZM241 182V181H240ZM6 183V182H5ZM103 183V182H102ZM112 183V182H111ZM160 183L162 184V186H166L167 187V184L166 183H168V182H166V181H160ZM171 183V182H170ZM185 183V184H186ZM222 183V182H221ZM260 183H261V185H260ZM174 185H175V183H173ZM230 184V183H229ZM250 184V183H249ZM7 185V184H6ZM105 185V184H104ZM116 185V184H115ZM118 185V184H117ZM116 185V186H117ZM179 185V184H178ZM182 185V184H181ZM209 185V184H208ZM213 185V184H212ZM217 185V184H216ZM247 185V184H246ZM5 186V184H4V181H2L1 179H0V188H2V187H4ZM39 186V185H38ZM114 186V185H113ZM119 186V185H118ZM211 186V185H210ZM249 186V185H248ZM259 187V188H258ZM107 188V187H106ZM111 188V187H110ZM126 188V187H125ZM161 188V187H160ZM168 188H169V186H168ZM176 188V187H175ZM36 189V188H35ZM43 189V188H42ZM113 189V188H112ZM119 189V188H118ZM118 189H117V191H118ZM163 189V188H162ZM2 190H3V188H2ZM6 190V189H5ZM8 190V189H7ZM10 190V189H9ZM27 190V189H26ZM115 190V189H114ZM114 190H112V191H114ZM135 190H138V188L137 189H135ZM193 190V189H192ZM208 190V189H207ZM49 191V190H48ZM133 192V191H132ZM136 192H139V191H136ZM154 192V191H153ZM203 192V191H202ZM36 193V192H35ZM155 193V192H154ZM28 194V193H27ZM37 194V193H36ZM55 194H56V191H55ZM108 194V193H107ZM110 194V193H109ZM140 194V193H139ZM51 195V194H50ZM134 195V194H133ZM147 195V194H146ZM222 195V194H221ZM108 196V195H107ZM143 196H144V194H143ZM152 196V195H151ZM186 196V195H185ZM228 196V195H227ZM5 197V196H4ZM61 197V196H60ZM68 197V196H67ZM74 197V196H73ZM182 197V196H181ZM226 197V195H224V197L223 198H225ZM1 198V197H0ZM35 198V197H34ZM88 198V197H87ZM142 198V196L140 197V198H138V199H141ZM151 198V197H150ZM159 198V197H158ZM208 198V197H207ZM238 198V197H237ZM240 198V197H239ZM258 198V197H257ZM66 199V198H65ZM144 199V198H143ZM161 199V198H160ZM169 199V198H168ZM215 199V198H214ZM225 199H227V197L225 198ZM235 199V198H234ZM20 200V199H19ZM45 200V199H44ZM146 200V199H145ZM209 200H210V198H209ZM208 200V201H209ZM224 200V199H223ZM237 200V199H236ZM49 201V200H48ZM55 201V200H54ZM132 201V200H131ZM139 201V200H138ZM141 201H142V199H141ZM148 201V200H147ZM159 201V200H158ZM166 201V200H165ZM216 201V200H215ZM17 202V201H16ZM117 202V201H116ZM122 202V201H121ZM143 202H145V201H143ZM163 202V201H162ZM178 202V201H177ZM218 202H219V200H218ZM211 202L210 204H208V205H210L211 207H213V211H216L215 210V208L214 207H225V202H224V204L222 203V202ZM229 202H231V201H229ZM0 203H3V206H6V207H9L8 205V203H4V202H0ZM50 203V202H49ZM198 203V202H197ZM208 203V202H207ZM99 204V203H98ZM165 204V203H164ZM204 204V203H203ZM227 204V203H226ZM264 204V203H263ZM1 205V204H0ZM10 205H12L13 206V204H10ZM15 205V204H14ZM116 205V204H115ZM119 205V204H118ZM122 205V204H121ZM120 205V207H124V206H121ZM128 205V204H127ZM135 205V204H134ZM137 205H138V203H137ZM177 205H179V204H177ZM238 205V204H237ZM247 205V204H246ZM2 206V205H1ZM136 206V205H135ZM156 206V205H155ZM204 206V205H203ZM207 206V205H206ZM205 206V207H206ZM226 206H228V205H226ZM230 206V205H229ZM26 207V206H25ZM40 207V206H39ZM42 208H40L39 210H37V211H29V210H26V211H21L20 213H18L17 214V217L16 218H12L11 220L10 219H7L8 217L7 216H4V215H1L0 214V239L3 237V239H5L4 237H6V238H8V239H10V237L11 238H14L15 240L14 241H12V243L17 247V248H19V249H21L22 250V252L23 253H25L24 255L25 256H28V257H30V258H36L37 260H38V258H42L44 255H47V254H49L48 253V251L44 248V246H42V244H41V246L39 245V244H26V243H22V239H24V238H28V237H30L29 239H34V238H36V239H38L39 241L41 240V242H42V240H44L45 242H46V240L47 239H49V241H50V238L53 236V234L54 233H60V229H56L55 231H54V233H52V230L54 229V227L55 226H57L59 223H57V221L58 220H60L61 219V217H67V216H71V217H74V218H72V219H76L75 217H78L79 216V214H81L82 212H83V210L85 209L86 211H87V209H89V208H87L88 207V204H87V200H82V201H80V202H74V201H69V200H61V199H59V200H56L55 202H53V203H51V204H47V205H45V204H43L42 206H41ZM202 207V206H201ZM211 207L210 208H208V210L207 211H209V209H210V211H211ZM223 207V208H224ZM244 207V206H243ZM10 208V207H9ZM13 208V207H12ZM29 208V207H28ZM119 208V207H118ZM142 208V207H141ZM153 208V207H152ZM151 208V209H152ZM170 208V207H169ZM200 208V207H199ZM207 208V207H206ZM237 208H239V207H237ZM20 209V208H19ZM109 209V208H108ZM116 209V208H115ZM145 209V208H144ZM150 209V210H151ZM155 209V208H154ZM161 209V208H160ZM222 209V208H221ZM225 209V208H224ZM229 209V208H228ZM227 209V210H228ZM242 209V208H241ZM240 209V210H241ZM9 210H11V209H9ZM21 210V209H20ZM32 210V209H31ZM163 210V209H162ZM202 210H204V209H201V211ZM18 211V210H17ZM115 211V210H114ZM122 211H123V209H122ZM125 211V210H124ZM140 211V210H139ZM206 211V212H207ZM222 211V210H221ZM212 212V211H211ZM219 212V211H218ZM217 212V213H218ZM225 212V211H224ZM229 212V211H228ZM231 212V211H230ZM121 213V212H120ZM145 213H146V211H145ZM200 213V212H199ZM204 213V212H203ZM234 213V212H233ZM12 214V213H11ZM84 214V213H83ZM83 214H81L82 215V217H83ZM135 214V213H134ZM230 214V213H229ZM242 214V213H241ZM240 214V215H241ZM47 215H49V216H51L50 218L47 216ZM131 215V214H130ZM133 215V214H132ZM155 215V214H154ZM213 215V214H212ZM221 215V214H220ZM250 215V214H249ZM46 216L49 218H46ZM137 216V215H136ZM174 216V215H173ZM192 216V215H191ZM204 216V215H203ZM208 216V215H207ZM7 217V218H6ZM68 217V218H69ZM105 217V216H104ZM110 217V216H109ZM125 217V216H124ZM150 217V216H149ZM176 217V216H175ZM211 217V216H210ZM229 217V216H228ZM84 218V217H83ZM134 218V217H133ZM137 217H135V219H136ZM168 218V217H167ZM225 218V217H224ZM47 219H48V222H49V220L51 221H55L56 223H57V225H55L54 227H51L49 224H47L46 223V221H47ZM65 219V218H64ZM99 219V218H98ZM105 219V218H104ZM153 219V218H152ZM203 219V218H202ZM208 219H210L209 217H208ZM233 219H234V217H233ZM247 219V218H246ZM66 220V219H65ZM64 220V221H65ZM70 220V219H69ZM118 220V219H117ZM117 220H115V222L117 221ZM129 220V219H128ZM196 220V219H195ZM199 220V219H198ZM79 221V220H78ZM94 221V220H93ZM102 221V220H101ZM104 221V220H103ZM133 221V220H132ZM158 221V220H157ZM182 221V220H181ZM184 221V220H183ZM192 221V220H191ZM204 221V220H203ZM257 221V220H256ZM60 222V221H59ZM66 222H67V220H66ZM84 222V221H83ZM113 222V221H112ZM159 222V221H158ZM176 222H179V221H176ZM188 222V221H187ZM192 222H194V221H192ZM196 222V221H195ZM206 222H207V220H206ZM238 222V221H237ZM246 222V221H245ZM61 223V222H60ZM91 223H93V222H91ZM102 223V222H101ZM125 223V222H124ZM127 223H129V222H127ZM188 223H190V222H188ZM188 223H186V224H188ZM46 224V225H45ZM52 224V223H51ZM183 225L185 224V223H182ZM200 224V223H199ZM232 224V223H231ZM236 225H238L237 223H235ZM53 225H54V223H53ZM118 225V224H117ZM129 225V226H128ZM128 225H126V226H128L127 227V229L126 230H124V232L122 231V233H124L123 235H125V236H127L129 239L128 240H130V239H132V241L133 240H135V241H142V240H144L145 239V241H146V236H144V234H142L143 233V229H150V228H152V226L154 225V224H152V223H149L148 221L147 222H144V223H130V224H128ZM160 225V224H159ZM182 225V226H183ZM202 225H204V224H202ZM176 226H180L181 227V223H175V228H176ZM185 226V225H184ZM194 226V225H193ZM205 226V225H204ZM216 226V225H215ZM233 226H235V225H233ZM61 227H62V225H61ZM123 227V226H122ZM154 227V226H153ZM156 227V226H155ZM186 227V226H185ZM208 227V226H207ZM228 227V226H227ZM239 227V226H238ZM56 228V227H55ZM58 228V227H57ZM172 228V227H171ZM193 228V227H192ZM52 229V230H51ZM64 229V228H63ZM66 229V228H65ZM94 229H96V228H94ZM153 229V228H152ZM178 229H179V227H178ZM234 229H235V227L233 228V232H234ZM238 229V228H237ZM74 230H76V232L77 231H79V232H82L83 230H86L85 229V227L84 226H77V227H75L74 228ZM82 230V231H81ZM89 230V229H88ZM97 230V229H96ZM119 230V229H118ZM122 230H123V228H122ZM141 230H142V233H141ZM151 230V229H150ZM149 230V231H150ZM153 230H155V228L153 229ZM171 230H173V229H171ZM208 230V229H207ZM236 230V229H235ZM66 231V230H65ZM68 231V230H67ZM69 231H71V230H69ZM89 231H91V230H89ZM93 231V230H92ZM95 231V230H94ZM93 231V233H96V232H94ZM148 231V230H147ZM176 231V230H175ZM232 231V230H231ZM119 232V231H118ZM121 232V231H120ZM66 233V232H65ZM89 233V232H88ZM92 233V232H91ZM98 233V232H97ZM99 233H100V231H99ZM114 233V232H113ZM116 233H117V231H116ZM150 233H152V231H150ZM162 233V232H161ZM226 233V232H225ZM61 234H62V232H61ZM80 234V233H79ZM110 234V233H109ZM118 234V233H117ZM121 234V233H120ZM146 234V233H145ZM147 234H148V232H147ZM156 234V233H155ZM201 234V233H200ZM203 234V233H202ZM242 234V233H241ZM92 235H94V234H92ZM115 235V233L112 235V236H114ZM122 235V234H121ZM159 235V234H158ZM240 235V234H239ZM96 236V235H95ZM94 236V237H95ZM172 236V235H171ZM72 237V236H71ZM127 237H125V238H127ZM149 238L150 237H152V236H148ZM159 237V236H158ZM191 237V236H190ZM216 237V236H215ZM237 237V236H236ZM75 238V237H74ZM96 238H97V236H96ZM107 238V237H106ZM108 238H111L110 236L108 237ZM113 238V237H112ZM153 238V237H152ZM185 238V237H184ZM68 239V238H67ZM114 239V238H113ZM151 239V238H150ZM205 239V238H204ZM209 239V238H208ZM7 240V239H6ZM11 240H13V239H11ZM102 240V239H101ZM120 240V239H119ZM123 240V239H122ZM122 240H120V241H122ZM125 240V239H124ZM160 240H161V238H160ZM212 240H213V238H212ZM211 240V241H212ZM238 241V242H240V243H245V244H254V243H257V242H260V241H263L264 242V221L262 222V225L260 226V228L259 229H257V230H254V231H252V232H247V234H244L243 236H241V237H239V238H231V237H225V236H223V237H217L215 240H213L212 241V243H222V242H230V241ZM28 241V240H27ZM59 241V240H58ZM110 241V240H109ZM115 241H117V240H115ZM119 241V242H120ZM168 241V240H167ZM172 241V240H171ZM23 242H25V241H23ZM60 242V241H59ZM69 242H71V243H74V245L76 244V245H78V247L79 248H81L82 246H87L88 248L90 247V248H92V249H94V248H96V247H101V244H99L98 242H96L95 241V239H93L92 238V236L91 235H89V237H88V235L87 236H81V238H79V239H77V238H75V240H72V241H69ZM101 242H104V241H101ZM129 242V241H128ZM143 242V241H142ZM170 242V241H169ZM173 242V241H172ZM63 243V242H62ZM64 243H67V242H64ZM124 243H125V241H124ZM140 243V242H139ZM146 243V242H145ZM233 243H235V242H233ZM7 244V243H6ZM118 244V243H117ZM117 244L115 243V242H104V243H102V245L103 246H105L107 249H109L111 252L110 253H112L113 255H114V253H117L116 255H118L119 254V251L120 250H116V247H118L117 246ZM136 244H138V243H136ZM153 244V243H152ZM217 244H215L216 246H217ZM49 245V244H48ZM55 245V244H54ZM68 246H69V243L67 244ZM119 246L120 245H123V244H118ZM141 245V244H140ZM156 245V244H155ZM165 245H167V243L165 244ZM165 245H163V246H165ZM170 245H172V244H170ZM189 245V244H188ZM207 245H209V244H207ZM214 245V244H213ZM215 245H214V247H215ZM225 245V244H224ZM223 245V246H224ZM230 245H232V244H230ZM234 245V244H233ZM236 245V244H235ZM73 246V245H72ZM81 246V247H80ZM125 246V245H124ZM146 246V245H145ZM144 246V247H145ZM148 246V245H147ZM174 246V247H173ZM173 246H170V247H172V251L171 252H173L174 253V255L176 254H186V252H185V250L183 249V248H181V246L180 247H175V245H173ZM178 246V245H177ZM212 246V245H211ZM229 246V245H228ZM252 246V245H251ZM45 247H47L46 245H45ZM49 247V246H48ZM63 247V246H62ZM86 247V248H87ZM141 247V246H140ZM170 247L168 248V249H170ZM218 247H220L219 246V244H218ZM87 248V249H88ZM90 248L88 249V250H90ZM104 248V247H103ZM121 248V247H120ZM143 248V247H142ZM158 248V247H157ZM167 248V247H166ZM185 248H188L187 247V245H186V247ZM190 248V247H189ZM194 248V247H193ZM230 248V247H229ZM48 249V248H47ZM66 249V248H65ZM106 249V250H107ZM122 249V248H121ZM168 249H167V251H168ZM191 249V248H190ZM195 249V248H194ZM207 249V248H206ZM100 250H101V248H100ZM108 250V251H109ZM145 250V254H147V255H150L151 257L152 256H161L162 254L164 255V254H166V249H163V248H161V249H149V248H145V249H143V251ZM72 251V250H71ZM107 251V252H108ZM123 251H125L124 250V248H123ZM123 251H120L121 253H123ZM142 251V249H140V252ZM142 251V252H143ZM189 251V250H188ZM187 251V252H188ZM196 251V250H195ZM101 252V251H100ZM114 252V253H113ZM183 252H185V253H183ZM66 253V252H65ZM70 253V252H69ZM76 253V252H75ZM94 253V252H93ZM99 253V252H98ZM120 253V254H121ZM144 253V252H143ZM168 253V252H167ZM172 253V254H173ZM2 254H4V250L2 251V253H1V255ZM51 254V253H50ZM74 254V253H73ZM144 254V255H145ZM108 255V254H107ZM110 255V254H109ZM170 255H171V253H170ZM121 256V255H120ZM173 256V255H172ZM178 256V255H177ZM176 256V257H177ZM21 257V256H20ZM84 257V256H83ZM44 258V257H43ZM77 258V257H76ZM105 258V257H104ZM156 258V257H155ZM163 258V257H162ZM181 258H182V255H181ZM134 259V258H133ZM36 260V261H37ZM49 261V260H48ZM78 261H80V260H78ZM147 261V260H146ZM156 261H157V259H156ZM68 262V261H67ZM111 262V261H110ZM59 263V262H58ZM61 263V262H60ZM59 263V264H60ZM71 263V262H70ZM102 263V262H101ZM155 263V262H154ZM164 263V262H163ZM195 263V262H194ZM33 264V263H32ZM35 264H36V262H35ZM40 264V263H39ZM48 264V263H47ZM62 264H65L64 262H62ZM69 264V263H68ZM123 264V263H122ZM153 264V263H152ZM159 264H160V262H159ZM196 264V263H195ZM205 264H207V263H205ZM215 264V263H214Z\"/></svg>", "mask_w": 264, "mask_h": 264}]
</instances>
